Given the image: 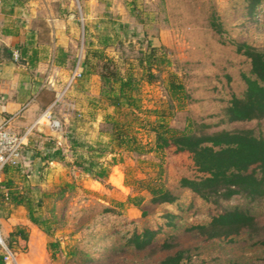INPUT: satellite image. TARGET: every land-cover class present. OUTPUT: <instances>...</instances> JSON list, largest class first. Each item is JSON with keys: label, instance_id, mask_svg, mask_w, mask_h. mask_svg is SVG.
<instances>
[{"label": "rangeland", "instance_id": "rangeland-1", "mask_svg": "<svg viewBox=\"0 0 264 264\" xmlns=\"http://www.w3.org/2000/svg\"><path fill=\"white\" fill-rule=\"evenodd\" d=\"M73 2L79 19V35L74 52L64 60L65 77L56 81L57 87L61 88L59 93L63 92V95L55 98V104L48 105L53 117L60 121L58 132L62 137L51 140L32 135L34 140H28L27 149L22 151L23 166L9 172L19 185L24 177L36 195L54 194L60 189L64 192L61 198H43L40 210L51 219L50 236L29 222L24 207H0L2 238L7 241L9 232L18 224L28 231L27 241H11L9 264H155L166 254L173 253L174 250L155 254L151 248H124L125 238L143 227L157 230L152 248L169 238L178 244L176 248L189 247L188 256L195 264L227 261L264 264V249L252 247L246 241L237 244L206 242L184 231L190 224L205 221L211 205L198 198L191 203L190 193L177 188L181 176L192 178L197 175L188 154L175 153L172 148L144 154L128 152L115 147L102 131L108 115L121 121L129 119L133 134L149 149L154 143L150 124L158 115L179 130L201 123L209 126L204 130L240 126L218 127L216 123L231 96L242 94L243 76L249 74V59L236 51V44L245 42L264 48V2L250 16L245 0H118L115 5L108 3L100 9L88 8L92 18L84 22V26L77 0ZM212 20L220 23L221 33L212 29ZM105 39L109 45L103 48L104 54L123 75L130 72L134 77L135 92L140 100V110L135 111L136 120H132L131 115L124 117L122 112L115 113L105 101L97 99L100 79L94 72L100 69L104 60L94 57L91 51L100 47V40ZM151 48H155L157 57H163L165 61L152 60L153 64L147 70L144 57ZM85 55L92 73L87 77L80 75L69 85L72 71ZM54 77H59L58 72ZM170 80L182 84L188 97L182 95L183 99L178 102L171 96ZM74 83L76 87L72 94ZM73 99L78 101L77 108ZM242 126L264 135V121H252ZM67 138L81 143L75 146L77 154L105 166L107 177L102 181L94 180L74 167ZM88 145L93 150L88 149ZM57 146L63 149L66 162L46 161L43 158L46 150ZM136 178L157 179L178 194L176 204L148 206V212L142 216L139 209L125 202L129 195L137 193L144 196L145 203L148 202L150 195L136 188L133 182ZM66 183L72 188L66 187ZM118 202L124 204L118 206ZM221 203L243 205L245 199L235 195ZM104 207L114 210L108 212ZM250 211L264 222V198L251 203ZM166 213L176 216L169 219ZM49 242L58 243L54 254L49 249ZM73 250L76 251L74 254L71 253Z\"/></svg>", "mask_w": 264, "mask_h": 264}, {"label": "trees", "instance_id": "trees-1", "mask_svg": "<svg viewBox=\"0 0 264 264\" xmlns=\"http://www.w3.org/2000/svg\"><path fill=\"white\" fill-rule=\"evenodd\" d=\"M14 1L17 4L22 3V0ZM262 2L264 0H245L247 14L252 16ZM210 25L215 32L221 33L220 23L212 20ZM99 45L100 47L91 51L94 57L104 60L100 69L94 72L100 79L97 99L105 101L108 106L114 109L115 113L122 112L124 117L131 115L132 120H136L135 111L140 110V100L135 92L137 86L134 77L130 72L123 75L113 61L104 54L103 48L109 45L108 39L100 40ZM155 51V48H151L145 54L147 70L153 61H165L163 57H157ZM236 51L249 59V74L243 76L245 87L242 94L240 96L232 95L221 109L216 126L231 124H240V126L231 129L221 127L215 130H204L209 126L201 123V125L179 130L169 126L160 118L161 115H158L157 119L150 124V130L154 134V143L149 149H146L133 134L129 119L121 121L108 115L105 120L106 127L102 131L109 136L111 142L115 143V147L128 152L144 154L172 148L175 153L188 154L197 175L192 178L181 176L177 181V188L190 193L191 203L198 198L205 204L211 205L208 206L209 211L205 221L190 224L184 231L191 233L194 238L201 241H225L228 244L246 241L252 247L264 249V222H260L250 211L251 203L264 198V135L256 134L252 128L242 126L252 121H264V48H256L245 42H240L236 44ZM21 56L23 53L22 55L19 53L18 60L21 59ZM88 63V56L85 55L78 64L82 67L80 73L84 77L92 73L90 66H87ZM149 74L152 75V73ZM168 90L178 102L183 99V96L188 97V94L184 93L183 85L174 80L168 82ZM123 110L125 111L123 112ZM67 142L68 148L73 153L71 164L74 167L88 173L94 180L102 181L107 177L108 169L105 166L76 153L75 146L81 143L74 138H67ZM25 147L26 145L23 146L22 151L25 150ZM88 149L93 150L90 145H88ZM62 150L58 146L49 148L43 158L66 162ZM66 164H69L68 161ZM22 166L20 159L16 166H5L1 169L4 178L0 180V207H24L29 222L38 227L45 235L50 236L51 219L44 216L40 210L43 198H61L64 189H60L54 194L44 192L36 195L35 190L26 183L24 177L19 185L9 174L11 170L20 169ZM133 182L139 191H146L150 195L147 203L140 193L129 195L126 198L125 202L139 209L142 216L148 212V206L171 205L176 204L178 200V194L157 179L136 178ZM66 187L72 188V185L66 183ZM235 195L242 196L245 203L243 205H222L221 202L228 201ZM117 204L122 206L124 203L118 202ZM104 210L112 212L114 209L104 207ZM165 216L170 219L176 215L166 213ZM168 224L174 225V223ZM156 235L157 230L148 227L134 230L130 236L125 238L124 248L133 247L137 250L151 248V252L155 254L174 250L173 253L160 258L155 264H195L188 256L190 248H176L178 244L172 243L169 238L160 243L158 247L152 248L151 244ZM2 239L6 248L10 250L12 240L27 241L28 231L24 226L18 224L9 232L7 241ZM238 239L240 240L237 241ZM48 245L54 254L58 243L49 242ZM75 252L73 250L71 253ZM4 256L5 252L0 246V264H5ZM214 264L234 263L227 261ZM248 264L261 263L251 261Z\"/></svg>", "mask_w": 264, "mask_h": 264}, {"label": "crops", "instance_id": "crops-1", "mask_svg": "<svg viewBox=\"0 0 264 264\" xmlns=\"http://www.w3.org/2000/svg\"><path fill=\"white\" fill-rule=\"evenodd\" d=\"M117 1L77 0L83 26L92 18L88 8L94 6L100 9L102 5H115ZM78 35L79 19L73 0H22L21 4L14 0H2L0 125L7 122V126L17 133L31 128L27 143L34 140L32 135L37 134L39 138L51 140L62 137L60 132L49 127L47 120L41 121V115L48 105L52 106L57 100L55 98L61 88L57 87L56 81L65 77L64 60L74 52ZM14 50L21 55L23 53L20 60L12 58ZM81 68L78 66L79 70ZM52 71L58 72L59 77H54ZM74 84L72 94L76 87ZM72 101L78 102L75 99ZM3 178L4 174L0 172V180Z\"/></svg>", "mask_w": 264, "mask_h": 264}, {"label": "built area", "instance_id": "built-area-1", "mask_svg": "<svg viewBox=\"0 0 264 264\" xmlns=\"http://www.w3.org/2000/svg\"><path fill=\"white\" fill-rule=\"evenodd\" d=\"M2 11V0H0V14ZM12 58L14 60H18L19 51H12ZM81 75L78 66L74 68L72 71L70 78L68 80L69 85ZM1 80V78H0ZM63 95V92L58 94V97ZM57 97V98H58ZM42 118H45L48 121L49 127L58 132L61 129V124L58 119L53 117L50 107L45 109V111L41 115ZM31 128L27 129L23 133H17L11 130L7 126V122L0 125V172L1 169L5 166H16L21 157H22V148L27 144V139L30 134ZM0 246L3 248L5 252L4 260L5 264H9L12 260V255L10 250H8L3 242V239L0 235Z\"/></svg>", "mask_w": 264, "mask_h": 264}]
</instances>
